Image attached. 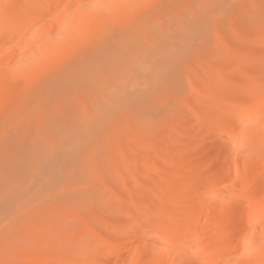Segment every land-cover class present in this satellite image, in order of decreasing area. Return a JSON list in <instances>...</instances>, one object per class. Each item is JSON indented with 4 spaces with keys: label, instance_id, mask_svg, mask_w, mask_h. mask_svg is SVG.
Masks as SVG:
<instances>
[{
    "label": "bare ground",
    "instance_id": "1",
    "mask_svg": "<svg viewBox=\"0 0 264 264\" xmlns=\"http://www.w3.org/2000/svg\"><path fill=\"white\" fill-rule=\"evenodd\" d=\"M64 1L0 0L2 216L29 196V186L35 184L41 191L71 180L73 168L64 172L68 159L79 166L91 152H102L100 141L109 123L121 116L142 117L145 106L176 87L187 59L196 55L210 32L232 22V33L240 38L234 20L244 19L246 2L259 15L256 27L264 22V3L259 0ZM262 36L249 30L250 46L239 39L233 52L226 49L224 54L235 56L237 70L247 73L244 82L222 81L223 63L214 70L212 83L205 75L199 96L202 112L208 115H203L208 117L204 128L196 129L191 142L173 158L170 173L175 180L160 187L150 179L148 198L136 193V199L120 208L130 221L114 222L122 235L107 252L100 251L106 264H264V183L256 184L260 175L264 177V71L263 78L248 73L263 57L257 47ZM231 116L239 121L232 122ZM220 132L233 154L224 169H214L206 178L205 168L194 167L195 160L182 154L198 148L206 137L213 144L198 155L215 147ZM161 155L162 162L153 168L163 166L169 150ZM28 173L33 175L26 178L30 185L24 181ZM86 186L83 181L78 187ZM242 213L248 220L236 234V217ZM62 224L47 231L45 244L57 233L56 247L72 241L74 231ZM85 231L83 241L88 242L95 233L89 226ZM129 250L132 258L127 260ZM49 251L53 256L54 249ZM80 264L99 262L83 258Z\"/></svg>",
    "mask_w": 264,
    "mask_h": 264
},
{
    "label": "rangeland",
    "instance_id": "2",
    "mask_svg": "<svg viewBox=\"0 0 264 264\" xmlns=\"http://www.w3.org/2000/svg\"><path fill=\"white\" fill-rule=\"evenodd\" d=\"M259 1L264 3V0ZM63 4L66 5L67 1L65 0ZM63 4L62 7H65ZM245 10L247 12H245L244 19L234 20L235 25L238 26V31L241 29L240 38L234 32L232 33L230 26L232 22L228 25H221L220 28L218 27L217 33L214 31L210 32L205 44L197 51L196 55L194 54V56L187 59V64L182 69L183 78L176 87L164 92L160 99L150 102V106H145L143 108L145 113L142 112V117L128 118L121 116L116 123L112 124L113 122H111L108 124L109 126L107 125V128L105 127L107 133L100 141L101 145L99 144L100 148H102L100 151L103 153L99 152L96 155L92 154L94 152L89 153L91 156H87L82 165L79 164V166L77 165L78 163L74 162V160L70 161L71 159L69 158L68 162L66 161L67 167H65L68 169L64 168L66 170L64 172L68 173V170L73 168L71 169L73 170L72 174L69 172L73 180L68 177L67 183V181L62 179L58 185H46L44 186L46 188L43 187L41 191L36 188L35 184L34 187L31 185L29 189L32 190L27 193L29 196L24 195L25 199L23 198L21 203L15 207L16 210L14 208L12 211H7L3 216L0 215V264H36L42 260L45 261V264H80L83 258L88 260L95 259L99 264H106L107 258L105 256L99 257L100 251L107 252L109 245L112 246L116 242L114 238L117 235H122L121 230L114 229V222L118 220L130 221L128 216L122 214L120 208L126 206L125 203L128 200L136 199V193L141 194L143 198H148L147 188L150 179L161 184L159 185L160 187L166 184L168 180H175L176 176L170 173L173 158L181 153L187 143L191 142L195 131L204 128L203 126L208 117H205L207 113L202 112L204 110V102L202 103L199 96L202 92L201 85L205 81H202L206 77L205 75H207V78H205L206 82L212 83L211 80L214 81V78H216L213 74L214 70L218 67V64L223 63L219 73V78L222 81L234 84L246 80L247 73L237 70V59L235 56H233L234 58L232 57L231 52H233L239 39H243L244 46H250L249 39L246 38L249 30L252 33H259L260 36L264 35V22L256 27L259 15L253 12L252 5L249 2L245 3ZM253 24L254 26H252ZM252 27L254 30H251ZM263 40L262 36L257 47L264 57ZM226 49L231 50V52L228 51L229 56L224 55L226 54ZM209 56L211 58L208 60ZM263 57L258 58L256 65L249 67L250 69L248 68V73L256 76L262 75L264 71V65L261 63ZM259 78L263 77L260 76ZM203 115L205 116L203 117ZM230 120L238 122L239 118L231 116ZM224 136L225 133L220 132L215 138V147L202 152L200 155L198 154L203 149L213 144L208 137L200 141L203 143L198 148L192 149L189 154L183 153L182 155H185V157L187 155V159H194V167L205 168L202 171V175L207 178L214 169H224V165L229 164L231 160V155L233 154L230 150L231 143ZM154 148L156 152H152ZM167 150H169V155L167 160L163 161V166L153 168L154 164L162 162L163 157L161 154ZM69 161L73 163L70 164ZM128 162L130 163L128 164ZM137 162H142V164ZM131 163H133L132 166L130 165ZM137 164L139 167L134 166ZM79 167H83L87 174L84 173L83 168L81 171L83 174H81L78 171ZM76 168L78 169L76 170L77 172L75 171ZM61 173H63V170ZM25 176L24 181H27L29 176L33 178V175L29 173ZM83 181L90 188H87V186L85 188L78 187ZM256 181L258 182L256 184L263 185L264 177L260 175ZM26 188H28V185ZM29 189L26 191H29ZM86 189L88 192L85 191ZM33 192L36 193L34 194ZM156 192L160 196L161 189H156ZM155 193L153 195H156ZM86 196H89V198ZM27 198L32 199L27 200ZM22 202L26 203L22 205ZM247 220L248 216L245 213L236 217V234L239 233L240 228ZM58 222H64L61 225L63 228L65 224L66 227L72 228L71 231H74L72 238L80 240L81 243L84 242L85 226L91 227V231L95 234L94 236H89L88 242L74 245L72 243L74 240L72 239V241L64 243L63 247H56L55 243L59 236V233H57L54 239L45 244L47 231L56 225V228H59ZM139 222L141 225L144 224V220ZM43 229L45 230L43 231ZM102 239L109 244L101 245L99 241L102 242ZM117 242L119 243L120 241ZM152 242L150 241V245L154 244ZM51 248L54 249L53 256H50L49 253ZM129 251L126 255L127 260L132 258V251ZM61 254L65 255V257L61 256ZM70 259H73L74 262L70 263ZM123 264L128 263L125 261Z\"/></svg>",
    "mask_w": 264,
    "mask_h": 264
}]
</instances>
